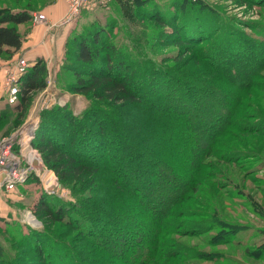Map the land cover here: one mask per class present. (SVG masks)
I'll return each instance as SVG.
<instances>
[{"label": "trees", "instance_id": "obj_1", "mask_svg": "<svg viewBox=\"0 0 264 264\" xmlns=\"http://www.w3.org/2000/svg\"><path fill=\"white\" fill-rule=\"evenodd\" d=\"M236 1L250 6L264 4V0ZM111 4L119 7L118 16L126 22L132 47L144 49L151 41L177 46L179 56L176 53L161 62L173 63L170 70L181 73L161 66L148 65L146 69L145 64L138 63L129 47L113 40V21L102 25L95 19L72 31L65 41L60 75L72 76L63 87L90 103L77 114L66 105L43 110L32 146L58 183L74 191L75 202L41 193L30 209L40 229H26L11 217L0 218V264L225 261L220 251L183 245L175 238L182 228H190L191 235L186 236H208L201 242L203 246L240 244V227L220 216L214 205L204 208L194 196L202 192L200 186L217 197L223 196L220 192L229 183L218 181L223 178L217 176L218 166L228 162L237 165L249 158L238 153L228 160L220 152H239L235 136L241 131L238 125L248 118L239 108L243 103V109L251 107L244 98L250 97V89L259 82L258 73L251 70L264 50L254 56L234 25H216L215 21L221 19L207 15L211 11L196 0H179L178 5L172 1L160 8H153L148 0H111ZM33 11L31 0H26L25 7L0 9V57H9L21 48L23 37L18 26L30 22ZM222 33L223 39L218 38ZM258 33L264 36V27ZM217 38L221 41H215ZM191 63L196 68L194 74L209 78L207 82L197 85L198 81L187 79ZM43 67V62L37 61L19 80V98L14 104L17 124L28 110L32 94L46 86ZM123 128L132 131L130 134L136 131L131 140L119 133ZM137 129L144 131L139 133ZM152 131L157 137L149 143ZM227 138L229 142L224 143ZM234 139L233 145L230 141ZM161 141L171 146L178 143L177 151L186 154L180 163L177 159V165L172 162L177 173L168 170L166 161L175 153L159 156L160 147L154 145ZM127 143L137 147L132 151ZM210 159L217 161L209 163ZM238 168L244 171L245 165ZM96 188L104 192V197H96ZM118 195L125 199L116 200ZM129 200L130 208L126 207L129 202L123 204ZM189 202L200 207L192 216L206 220L196 221L193 227L169 226L168 218L173 220L174 213L175 217L176 213L188 216ZM132 213L145 215L150 226L135 225ZM69 230L76 231L78 237H69ZM44 239L52 240V244L46 245ZM245 250L255 260L264 259V245Z\"/></svg>", "mask_w": 264, "mask_h": 264}, {"label": "rangeland", "instance_id": "obj_2", "mask_svg": "<svg viewBox=\"0 0 264 264\" xmlns=\"http://www.w3.org/2000/svg\"><path fill=\"white\" fill-rule=\"evenodd\" d=\"M31 1L34 10L33 12H31L32 15L33 13H37V12L44 13L46 9L55 7L57 4H60V2L64 0H31ZM148 1L154 4L153 8H160V6L165 7L172 1H175L177 3L176 5L179 4V0H148ZM196 1H199L201 5H204L205 8L204 7L203 8L204 9L207 8V11H211L208 12L207 15H214V17L216 18L219 17L221 19L219 21H215L216 25L217 24L224 25L226 22H230L232 25H234V27L240 31L239 33H242L239 35V38H244V40L250 44L249 49L253 51L254 56L258 55L259 51L264 50V36L258 33L259 29H262L264 27V4H262L261 7L259 5L250 6L247 5V3L244 2L240 3L239 1L236 0H196ZM25 5H26V0H0V9L25 7ZM119 11H120L119 7L115 4L114 5L111 4L107 8H103V9L97 8L88 13L81 14L79 19L75 23L69 25V27H66L65 29L60 30L59 32H56L55 35H53L52 37L49 36L48 33L47 34L45 33V36H43V39L45 38V42L44 40L42 41V35L44 33V29H43L42 34H38L37 42L31 44L28 43V45L26 42L29 39L28 38L29 35L31 34V32L34 33V31L36 30L35 27L40 25H34L32 21H30L26 24L18 26V29L20 30V33H22V37H23L21 48L9 57L7 55H2L0 57V112L5 111V114L1 113L3 115H0V139L3 136H5L7 133L9 134V132L19 128L29 119L30 120L32 119L33 121L37 120V124H36L37 127L36 133H37L41 113L43 112V110L50 108L53 105H59V106L66 105L75 114H77L81 112L83 109H85V107L90 103L89 99H86L82 95L75 94L73 92H68L67 89L63 87L66 85V83L68 82L70 83L72 76L67 74L66 76L64 73L60 75L61 74L60 71L64 62L66 38L73 33L72 31L74 29H79L77 28V26L83 27L85 24L89 25L88 23L95 19L99 21L98 23H101L102 25L111 23L113 21L115 26L111 31L113 40L124 47L125 46L129 47V49H131L136 54L135 57L138 60L137 61L138 63H141V65L142 63L145 64L146 69L148 68V65H151V66H161L163 68L168 69L171 72L174 71V70H170V68L173 66V63H165L163 61L161 62V59H165L168 57H175L176 53L177 56H179V50H178L179 48L177 46L165 44L163 43V41L162 44H160V41L158 42L151 41L148 45L145 46L144 49H141L139 45L132 47L130 41L131 38L130 33L128 32V28L126 26L125 20L123 19L121 20V18L118 16ZM173 11H176V13L178 12V14H180L179 10H173ZM207 11H205V13ZM65 12L63 16L65 15ZM197 12L200 16L203 15L201 11H197ZM169 13H172L171 10H169ZM206 21L209 22V20ZM211 24L212 26H215L214 23L211 22ZM43 26L45 27V25ZM223 35L224 33H222V35H219L218 38L223 39ZM46 37H48V40ZM218 38L215 41H221L218 40ZM180 50L184 51L181 48ZM29 51L36 53L41 52L42 58L34 61L33 60L28 61L26 59L25 53L28 54ZM48 56H51V58H48ZM20 58H23L28 64L27 71L32 66H34L37 61L41 60L43 62L44 77H45L44 79L46 86L43 90L32 94L29 108L26 111L25 115L21 118L20 123L17 124L15 120L17 119V112L14 110L15 108L14 105H9L6 102L7 91L4 84V82H6V77H4V74L6 67L14 66L16 62L19 61ZM259 58L260 59L263 58L261 62H258L256 60ZM256 59L253 62L255 69L252 68L251 71L258 73L259 75L258 77H260V79H258L257 81L259 82H257V84L250 89V90L253 89L251 92H249L250 97L244 98L247 101L251 102V107L249 109H243V106H245V104L243 103L239 108L242 111V115L243 114L248 115V118L238 125L241 131L239 132L235 131L238 133V135L235 136V138L239 140V145L235 149H238L239 152L236 150L230 151L228 149H223L222 152H220V153H224L228 160L234 159V155H237L238 153L243 154L245 157L248 156L249 158L240 160L237 165L228 162V163H221L218 166V171H216L217 176L220 175L223 176V178L218 177L219 178L218 181L222 184L223 183L225 184L226 182L229 183V185L226 186L224 190L220 192L221 194L223 193V196L219 194L221 197H217V195L213 193L211 190L209 191L208 188H202L201 186H200V188L202 189L201 193L199 194H196L195 192L191 193V194H196L194 196L195 200L200 202V204L203 205L204 208L206 207L210 208L212 205H214L216 207V210H218V214L220 216L224 217L227 221L231 223H235L240 227L241 231L239 232V235H237V239L240 240V244L238 245L226 244L217 247H210L208 245L203 246L201 242H204L206 237L208 236L206 235H201V236L197 235L195 237L188 236L191 235L189 230L190 228L188 229L182 228L178 230L179 237L177 238L175 236V238L178 239V241H180L183 245L194 246V249H203L204 251H220L225 255L224 257L225 261L223 263H218V262L212 263V262L201 261L198 262V264H264V259L255 260L253 259V257H251L249 254L245 252L246 251L245 249H249V251H251L260 245H264V91L263 92L260 91V90H264V55L259 54ZM188 68H190L189 74H191V76L187 77V79L191 80V82L198 81L197 85H200L201 81L207 82V80H209V78L207 77L203 78V76L200 74L199 75L194 74V72L196 71L194 64L192 63L189 64ZM174 72L181 73L179 71H174ZM223 101H226V99H224ZM102 107L104 106L102 105ZM99 112L104 113L103 111H99ZM133 115H136V112H133ZM118 130L119 133H122L123 136L129 138L130 140L134 137V134L136 133L134 129H133L134 132L132 134H130V132L132 131L129 132V130L125 128ZM137 131L140 133L143 132L144 130L137 129ZM177 131L179 130L177 129ZM169 132H176V131L170 129ZM154 133H155L154 131L151 132L152 138L149 141V143H154V141H156L157 136H153ZM218 138H222V137L219 136ZM226 141L228 143L229 138L223 140L224 143ZM202 142L203 145L205 146V142L204 141ZM230 143L233 145L234 143L236 144L235 139L230 141ZM126 146L132 151L134 150V148L137 147V145L133 146L130 143H127ZM154 146H157V148L160 147L159 156L161 157L165 155L166 152L176 154L173 156H169V158L166 161L169 163L168 170L170 172L171 170H175L177 173V168L174 164L176 165L178 164L176 162L177 159L178 162L180 163L181 156L183 158H186V154L180 155L179 151H177L180 145L174 142L172 143L171 146L170 144L161 141L159 143H156ZM227 146L229 147V144ZM158 158L159 157L155 156V160H158ZM216 161L217 159L215 160L210 159L209 163ZM172 162H174V164ZM248 163H253V165L247 166L246 164ZM162 164L165 165L164 163ZM240 164L245 165L244 171L238 168ZM44 168L45 170H48L45 165ZM256 168L258 169L256 172L253 171L247 173V171L249 170L251 171ZM200 179L204 180L205 177L202 176ZM59 186H60L58 192L59 196H55V197L69 203L75 202V196L73 193L74 191H72L66 185H62L59 183ZM93 191H94L93 193L97 194L96 197L98 196L104 197L105 195L103 194L104 192H101L102 190L97 191V188ZM41 193H43V188L41 182L39 181V178H37L35 175H32L25 184L17 187L12 192L7 193L3 190H0V195L3 200V206L10 205V210L7 213H9L10 215V213L12 212L13 215L12 219L18 221V223H20L21 225H24L26 229L41 228V224L36 218L34 221L35 224L31 223L28 220V216H34L30 210L31 204L33 203L34 200L35 201L38 200V197H40ZM117 199L124 200L125 198L123 196L118 195L116 196V200ZM127 202L129 203L127 204L126 207L130 208V200L126 202L124 201L123 204H126ZM199 209L200 207H198L197 204H195L194 202H189L188 211H187L188 216L184 218L181 217L179 213L178 214L176 213V217H175V213H174L173 220L171 217L168 218L169 226L172 225L171 227H193L195 224H197L196 221L206 220L205 218H199L196 215L192 216V214ZM106 210L108 209L106 208ZM205 211L208 210L205 209ZM9 215H6L7 216L6 218H8ZM130 216L132 219L131 221L132 222L134 221V224L137 225L138 227L150 226V221L144 217L145 215L141 217V215L139 214L137 215V213H132V215ZM68 233H70L69 237H74V238L78 237L76 236L77 234L76 231L69 230ZM185 233L188 235L187 236L184 235ZM43 242L46 245L52 244V240L50 239L48 240L44 239ZM76 244L77 242H74L73 245ZM262 257H264V255H262ZM84 261L85 260L83 259L82 263Z\"/></svg>", "mask_w": 264, "mask_h": 264}, {"label": "built area", "instance_id": "obj_3", "mask_svg": "<svg viewBox=\"0 0 264 264\" xmlns=\"http://www.w3.org/2000/svg\"><path fill=\"white\" fill-rule=\"evenodd\" d=\"M64 3L66 12L57 24H51L46 15L41 12L31 15L32 23L45 25L46 31L64 29L75 23L82 12L107 8L111 0H64ZM27 68L28 64L23 58H20L14 66H7L4 84L7 91L6 102L9 105H14L18 101L20 93L18 82ZM31 120H27L19 128L0 139V190L7 193L12 192L35 175L41 182L43 193L49 196H59L60 186L56 176L51 171L45 170L39 153L32 146V141L36 136L37 120ZM30 217L34 222L35 217Z\"/></svg>", "mask_w": 264, "mask_h": 264}, {"label": "crops", "instance_id": "obj_4", "mask_svg": "<svg viewBox=\"0 0 264 264\" xmlns=\"http://www.w3.org/2000/svg\"><path fill=\"white\" fill-rule=\"evenodd\" d=\"M56 5V4H55ZM52 8H54V9H52ZM65 9H66V7H65V3H64V1H62V2H60V4H57L55 7H51V8H49V9H46L45 11H44V13H45V15H46V17H47V19H48V21L51 23V24H57L61 19H62V17H63V14H64V12H65ZM35 31H34V33L33 32H31V34L29 35V39H28V41L26 42L27 43V45H28V43H36L37 42V40H38V34H42V32H43V29H44V33H43V35H42V41L44 40V42H45V38L43 39V36H45V33L47 34L48 32V35L49 36H51L52 34H54L55 35V33L56 32H59L60 30H62L63 28H59V29H51V30H49V31H46V29H45V27L41 24L40 26H37V27H35ZM65 29V28H64ZM59 35V34H58ZM40 38V37H39ZM47 38V40H48V37H46ZM43 42V43H44ZM25 48V47H24ZM39 52V51H38ZM25 56H26V59L28 60V61H34V60H38V59H41L42 57H41V52L40 53H36V52H30L29 51V53L27 54V53H25ZM54 56V55H53ZM48 58H51V56H48ZM47 62V61H46ZM6 70H7V67H6ZM6 70H5V73H6ZM4 77H5V74H4ZM28 181V180H27ZM26 183V182H25ZM24 183V184H25ZM23 185V184H22ZM21 186V185H20ZM19 187V186H18ZM5 207V208H4ZM10 210V205H8V206H3V200H2V198H1V195H0V218H2V217H7L6 215H9V213H7L8 211ZM5 214V215H4ZM13 215H12V212L10 213V215H9V218L11 217V218H13L12 217Z\"/></svg>", "mask_w": 264, "mask_h": 264}, {"label": "bare ground", "instance_id": "obj_5", "mask_svg": "<svg viewBox=\"0 0 264 264\" xmlns=\"http://www.w3.org/2000/svg\"><path fill=\"white\" fill-rule=\"evenodd\" d=\"M28 220H29L31 223L35 224V223L33 222V219H32L30 216H28Z\"/></svg>", "mask_w": 264, "mask_h": 264}]
</instances>
